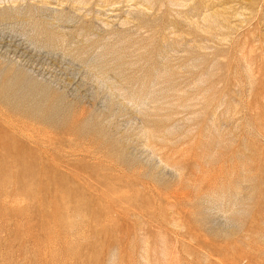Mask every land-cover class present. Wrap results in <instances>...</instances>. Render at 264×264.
<instances>
[{"label": "rangeland", "instance_id": "1", "mask_svg": "<svg viewBox=\"0 0 264 264\" xmlns=\"http://www.w3.org/2000/svg\"><path fill=\"white\" fill-rule=\"evenodd\" d=\"M0 264H264V0H0Z\"/></svg>", "mask_w": 264, "mask_h": 264}]
</instances>
